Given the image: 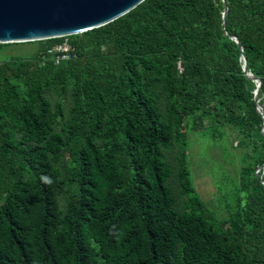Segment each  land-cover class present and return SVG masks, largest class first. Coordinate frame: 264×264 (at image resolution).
I'll list each match as a JSON object with an SVG mask.
<instances>
[{"label": "trees", "instance_id": "obj_1", "mask_svg": "<svg viewBox=\"0 0 264 264\" xmlns=\"http://www.w3.org/2000/svg\"><path fill=\"white\" fill-rule=\"evenodd\" d=\"M231 36L264 109V0H144L68 36L71 60L46 55L63 37L0 61V264H264V140L223 220L183 155L196 112L264 126Z\"/></svg>", "mask_w": 264, "mask_h": 264}, {"label": "rangeland", "instance_id": "obj_2", "mask_svg": "<svg viewBox=\"0 0 264 264\" xmlns=\"http://www.w3.org/2000/svg\"><path fill=\"white\" fill-rule=\"evenodd\" d=\"M41 48L39 42L9 44L1 51L0 61L37 58ZM199 116L200 113L196 112L184 128L186 145L183 155L189 172V183L216 220L228 219L244 196L240 190L242 168L253 161L252 141L257 140L260 145L263 144L264 126L261 124L255 127L252 137L243 135L238 123L212 122L204 118L198 120L196 117ZM211 122L214 125V136L209 131ZM257 132L260 137L255 134ZM180 152L176 148L168 154L169 159L174 157V153ZM261 169H256L254 173L248 172L243 178L252 182L254 177H260Z\"/></svg>", "mask_w": 264, "mask_h": 264}, {"label": "water", "instance_id": "obj_3", "mask_svg": "<svg viewBox=\"0 0 264 264\" xmlns=\"http://www.w3.org/2000/svg\"><path fill=\"white\" fill-rule=\"evenodd\" d=\"M144 0H0V44L37 42L79 35L100 28L127 14ZM227 7L223 12L226 26ZM241 49L244 74L257 83V110L264 118V109L257 97L261 82L248 70Z\"/></svg>", "mask_w": 264, "mask_h": 264}, {"label": "built area", "instance_id": "obj_4", "mask_svg": "<svg viewBox=\"0 0 264 264\" xmlns=\"http://www.w3.org/2000/svg\"><path fill=\"white\" fill-rule=\"evenodd\" d=\"M53 55L56 64L73 59L76 54L72 47L68 36L65 37L64 41L60 44L53 46L51 49L47 50L46 55ZM45 58V55L43 56Z\"/></svg>", "mask_w": 264, "mask_h": 264}]
</instances>
